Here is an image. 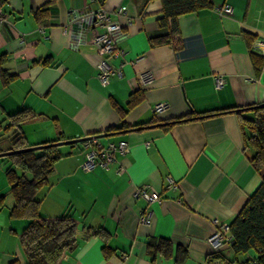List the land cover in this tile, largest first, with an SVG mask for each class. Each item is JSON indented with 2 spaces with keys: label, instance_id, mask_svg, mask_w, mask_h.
<instances>
[{
  "label": "crops",
  "instance_id": "1",
  "mask_svg": "<svg viewBox=\"0 0 264 264\" xmlns=\"http://www.w3.org/2000/svg\"><path fill=\"white\" fill-rule=\"evenodd\" d=\"M47 1L3 2L9 18L0 26V53L16 77L0 85L1 126L8 114L26 109L30 116L19 131L28 147L91 135L103 144L126 140L130 146L124 155L115 153L107 168L88 171L80 167L84 140L54 146L60 157L37 193L39 212L71 214L79 221L76 245L59 264H216L207 241L212 219L229 224L259 186L261 173L249 161L252 151L244 149L236 113L168 129L161 123L264 102V65L257 72L251 60V51L262 55L255 43L264 38V0H209V6L178 16L171 43L158 46L149 39L171 28L163 21L161 0H54L39 11ZM223 3L231 5L230 14L216 11ZM100 5L124 33L117 43L124 54L106 57L121 75H111L106 86L96 77V47L75 48L65 30L69 10ZM216 75L226 79L220 88ZM136 90L142 98L129 107ZM158 102L167 107L155 112ZM121 124L124 128L107 131ZM2 130L0 152L11 147L10 131ZM7 166L0 161V264H27L20 234L29 220L9 215ZM169 176L174 187L168 186ZM141 184L161 199L148 207L150 224L139 221L146 202L134 192ZM97 230L103 233L93 235ZM151 238L169 240L168 253L148 252ZM219 252L232 264H253L258 254L234 253L230 244Z\"/></svg>",
  "mask_w": 264,
  "mask_h": 264
},
{
  "label": "trees",
  "instance_id": "2",
  "mask_svg": "<svg viewBox=\"0 0 264 264\" xmlns=\"http://www.w3.org/2000/svg\"><path fill=\"white\" fill-rule=\"evenodd\" d=\"M4 2L5 0H1ZM54 0H48L39 11H46L47 6ZM163 6V21L171 23L170 32L166 35L154 36L149 39L150 46L171 43L172 22L180 15L196 12L210 5L209 0H161ZM7 55L0 53V85L4 86L16 77V74L7 68ZM251 60L257 70L261 71L264 65V56L251 51ZM142 98L139 90L129 95L127 104L129 107L136 104ZM1 106V105H0ZM236 113L243 131L244 149L252 151L249 161L253 168L261 173V182L240 212L229 223L232 241L230 243L234 253H244L251 249L258 251L254 259L256 264H264V107L258 104L244 107H231L217 109L210 112L193 115L191 112L165 122L163 129H168L175 123L185 122L190 119L205 118L223 113ZM30 116L26 109L8 114L9 122L0 128L10 131L12 149H23L28 146L23 142V136L19 131V123ZM125 125H119L108 129L118 130ZM60 157L54 146H45L36 150L15 152L1 157L6 160L8 166L5 176L9 184V193L13 200L9 215L11 217H23L29 223L20 234V243L27 257V264H59L63 257L76 245L78 238L79 221L71 214L43 215L39 212L40 200L37 193L47 183L48 174L52 170L55 161ZM4 197H0V205ZM101 230L93 233L102 234ZM170 241L159 238L147 241V251L152 249L153 254L168 253ZM109 250L106 246L104 253ZM212 258L222 259L219 251H215ZM225 261V260H224ZM227 264H232L225 261Z\"/></svg>",
  "mask_w": 264,
  "mask_h": 264
},
{
  "label": "built area",
  "instance_id": "3",
  "mask_svg": "<svg viewBox=\"0 0 264 264\" xmlns=\"http://www.w3.org/2000/svg\"><path fill=\"white\" fill-rule=\"evenodd\" d=\"M118 12L124 14L125 10L118 7ZM219 14H230L232 7L223 3L216 8ZM9 18V13L3 9V2L0 0V26ZM100 29V30H99ZM73 39L75 48L84 43H91L96 47V52L100 59L96 63V77L102 86L110 82L111 75H121L120 69L113 68L106 61V57H118L124 54V51L117 46L118 41L124 36L120 24L113 20L105 7L100 5L94 9L73 8L67 13V25L65 27ZM91 37L88 38L87 35ZM23 41V35L21 36ZM255 45L260 49L264 56V38L256 41ZM226 82L225 77L216 75L214 83L216 88L222 87ZM167 107L166 102H158L154 105V111L160 112ZM84 158L80 164L83 170H92L96 166L107 168L114 160L115 153L122 155L130 150L129 143L126 140L116 142H99L97 136L91 135L84 139ZM168 186L174 187L175 181L169 176ZM135 198H141L146 202V208L140 211L139 221L143 224H150L151 211L149 206L160 203V195L154 191L148 184H141L134 192ZM212 223L215 225L213 232L208 236L207 241L214 251H219L224 245L230 244L232 237L229 224L213 217ZM253 264L255 260H251ZM216 264H227L224 260L218 259Z\"/></svg>",
  "mask_w": 264,
  "mask_h": 264
},
{
  "label": "water",
  "instance_id": "4",
  "mask_svg": "<svg viewBox=\"0 0 264 264\" xmlns=\"http://www.w3.org/2000/svg\"><path fill=\"white\" fill-rule=\"evenodd\" d=\"M258 106L264 107V102L258 104ZM161 124L164 125L165 123H161ZM149 126L153 127L155 125L151 124ZM107 134H110V133H107ZM84 139L85 138H77V139H71V140H66V141H61V142L47 143V144L27 147V148H23V149L7 150V151L0 152V157H4V156H7L9 154H13L15 152H21V151H25V150H36V149H40V148L45 147V146H57V145H60V144H69V143H74V142H80V141H83Z\"/></svg>",
  "mask_w": 264,
  "mask_h": 264
},
{
  "label": "rangeland",
  "instance_id": "5",
  "mask_svg": "<svg viewBox=\"0 0 264 264\" xmlns=\"http://www.w3.org/2000/svg\"><path fill=\"white\" fill-rule=\"evenodd\" d=\"M1 132H3V134H4V130H2ZM6 160H4V162H5ZM1 175V174H0ZM8 197H9V199L11 198V195L10 194H8Z\"/></svg>",
  "mask_w": 264,
  "mask_h": 264
}]
</instances>
